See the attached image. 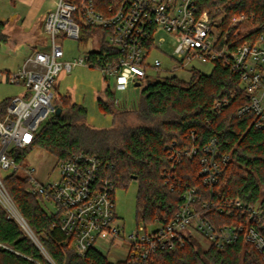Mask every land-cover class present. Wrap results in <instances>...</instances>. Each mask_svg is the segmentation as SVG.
<instances>
[{
  "label": "built area",
  "instance_id": "1",
  "mask_svg": "<svg viewBox=\"0 0 264 264\" xmlns=\"http://www.w3.org/2000/svg\"><path fill=\"white\" fill-rule=\"evenodd\" d=\"M50 1L53 5L46 12L44 29L50 37L51 51L34 50L17 70L0 71V79L25 87L23 94L9 98L6 113L0 119V208L8 211V217L16 219L41 247L6 186L9 175L23 171L24 175L19 176L26 179L28 192L39 198L49 214L59 217L61 230L79 256H85L91 247L98 248L99 243L109 247L127 243L125 259L129 264H150L158 249H172L182 240L180 234H194L193 230H197L217 249L239 240L250 242L264 260L263 204L245 205L240 198L219 202L221 212L236 211L239 219L216 228L196 210L197 188L190 187L183 192L184 202L173 217L156 219L151 224L138 223L126 235L125 223L116 213V188L109 163L95 154L72 153L57 161L58 178L44 182L36 168L24 165L18 154L32 146L41 125L56 113L54 83L60 70L70 72L78 65L100 68L106 78L113 79L115 91H126L137 87L136 82L143 83L149 68L161 73L222 62L239 77L241 89L249 96V101L238 109L239 115L253 113V125L264 128V32L239 43L237 30L229 39L219 20H212L207 11H199L196 0ZM248 17L242 14L233 23L246 22ZM87 27L99 28L101 40L105 39L117 55L92 58L86 52L63 61L60 37L80 40L82 28ZM162 31L177 42L174 54L170 55L175 63L170 68L159 58L148 62L152 51L162 44L158 37ZM101 40L95 49L100 48ZM228 104V99L217 100L214 110L219 113ZM171 150L170 158L179 163L183 156L198 154L195 147ZM227 158H219L216 138L205 144L200 175L207 187L213 189L218 183ZM5 171L9 173L2 175ZM47 203L53 205V210L48 209Z\"/></svg>",
  "mask_w": 264,
  "mask_h": 264
},
{
  "label": "trees",
  "instance_id": "2",
  "mask_svg": "<svg viewBox=\"0 0 264 264\" xmlns=\"http://www.w3.org/2000/svg\"><path fill=\"white\" fill-rule=\"evenodd\" d=\"M196 5L199 11H207L212 20H219L229 39L239 30V43L264 32V0H196ZM242 14L249 15L246 22L233 23ZM252 14L254 18L250 17ZM6 25L7 21L0 18V47L10 38ZM90 29L100 31L96 27L85 28ZM83 39L81 35L80 41ZM89 53L92 58L117 55L105 39L101 40L100 48ZM148 77L147 74L141 83L135 125L120 117L115 89L110 84L104 90L105 99L98 98L102 110L114 117V125L109 128L87 124L86 106L64 94L60 96L61 103H57L60 112L56 111L46 121L30 148L18 152L20 160L23 162L35 148L46 150L58 160L77 152L99 156L110 164L115 188H127L136 180V219L143 224L173 217L184 202L183 192L190 187L197 188L196 210L216 228L239 219L236 211L221 212L219 202L240 198L245 205H264V128L253 125V113H238L249 101L239 85V77L222 62H215L210 73L191 69L189 80L176 75L159 76L155 80ZM223 99H228L229 104L218 113L214 104ZM8 101L9 98L0 105L1 118ZM211 138L218 140L219 158L228 156L213 189L203 183L200 175V156ZM171 147L178 150L195 147L198 154L183 156L179 163L170 158ZM6 186L41 247L16 219L8 217L7 211L0 208V264H36L35 261L129 264L127 259L112 262L95 247L85 256H79L70 238L61 230L59 217L49 214L39 198L28 192L26 179L11 174L6 178ZM205 202H214V205L205 206ZM180 236L182 240L174 248L158 249L150 264H264L260 252L250 242L239 240L224 249H217L213 244L204 248L193 234Z\"/></svg>",
  "mask_w": 264,
  "mask_h": 264
},
{
  "label": "rangeland",
  "instance_id": "3",
  "mask_svg": "<svg viewBox=\"0 0 264 264\" xmlns=\"http://www.w3.org/2000/svg\"><path fill=\"white\" fill-rule=\"evenodd\" d=\"M52 5L53 3L51 2H45L35 22V33L39 42L37 48L45 52L51 51L50 37L43 28L46 15L45 10L52 7ZM24 15L25 6L18 2L15 5L12 0H0V18L7 21V32L9 30L11 34H13V29L11 28L13 25L22 27L21 24ZM81 35L84 37L81 41L65 36L60 37L64 50V55L61 58L63 61L79 57L97 48L98 43L102 39L101 31H96L95 29L86 31L85 28H82ZM158 37L162 38V44L158 49L152 51L148 62L152 63L155 58H159L162 60L165 67L170 68L175 63L170 59V55L174 54L177 42L172 35L164 31H162ZM13 41L19 45L18 49H12L8 43L2 44L0 47V71H15L19 65H22V62H24L29 53L32 52L27 44H21L22 42H20V39H18L16 35L13 37ZM196 67L204 73H210L213 68V63L197 64ZM148 75V78L151 80H155L159 76L164 77L167 75H176L183 80H189L191 77V70L178 69L173 72H161L159 74L153 68H149ZM108 84L113 88V79L105 78L102 70L97 67L78 65L70 72L61 69L54 83V102L61 103L60 96L69 94L75 102L82 103L86 106L88 112L85 122L87 124L97 128L112 127L114 125L113 115L102 110L98 104L99 97L105 99L104 90ZM141 88V86H137L131 87L126 91H115V103L116 107L121 112L120 117L124 118L130 125H135L138 122L135 110L138 108ZM24 91L25 87L23 85L12 84L0 79V105L8 97L21 95ZM0 119L2 118L0 117ZM45 123L46 122L41 125L39 131ZM57 161L58 159L55 155L42 148H35L29 151L27 156H25L24 165L34 166L40 180L48 182L54 181L59 176V171L56 167ZM8 173L9 171H5L2 172V175H7ZM18 174L24 175V172L19 171ZM137 190L138 184L136 180H133L127 188H116L115 191L116 213L125 223L126 235L135 230L139 223L136 219ZM47 207L49 210H53V205L50 203H47ZM193 232V235L200 240L204 248L209 247V240L201 236L197 230H193ZM97 247L101 252L107 254L109 260L112 262L125 259L128 252L127 243L111 247L99 243ZM44 253L46 257L52 261L45 251Z\"/></svg>",
  "mask_w": 264,
  "mask_h": 264
},
{
  "label": "crops",
  "instance_id": "4",
  "mask_svg": "<svg viewBox=\"0 0 264 264\" xmlns=\"http://www.w3.org/2000/svg\"><path fill=\"white\" fill-rule=\"evenodd\" d=\"M12 2L15 5L18 2L21 5L25 6V15L22 19V24H21L22 27H16V25L11 26V28L13 29L12 30L13 34H11L9 30L7 32V29H6V32L10 37L7 43L11 46L12 49H18L19 45H17L16 43H14L15 41H13V37L16 35L18 39H20V42H22L21 44L23 45L27 44L30 50L33 52V50L38 49L37 47L39 45L38 37L35 33L36 32V25H35L36 18L37 16H39V13L42 11V8L44 7L45 2H51V1L50 0H12ZM48 9L49 8L45 10V13L47 12ZM20 66L21 65H19L18 68Z\"/></svg>",
  "mask_w": 264,
  "mask_h": 264
},
{
  "label": "water",
  "instance_id": "5",
  "mask_svg": "<svg viewBox=\"0 0 264 264\" xmlns=\"http://www.w3.org/2000/svg\"><path fill=\"white\" fill-rule=\"evenodd\" d=\"M136 86H141V82H136V84H135ZM60 110H61V108L59 107L58 109H57V113H59L60 112Z\"/></svg>",
  "mask_w": 264,
  "mask_h": 264
}]
</instances>
